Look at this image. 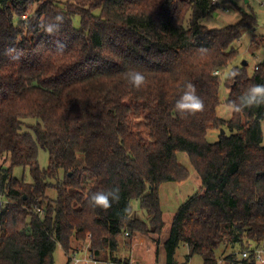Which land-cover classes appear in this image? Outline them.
Listing matches in <instances>:
<instances>
[{"label":"trees","instance_id":"obj_1","mask_svg":"<svg viewBox=\"0 0 264 264\" xmlns=\"http://www.w3.org/2000/svg\"><path fill=\"white\" fill-rule=\"evenodd\" d=\"M221 3L238 21L204 25ZM57 16L63 22L49 34ZM256 26L232 0H0V264H54L58 245L66 255L87 237L92 260L129 264L136 233L162 234L160 186L189 176L177 152L200 186L170 221L165 264H177L181 244L202 264H217L221 246L231 249L229 264H257L240 252L264 244V105L228 120L216 113L219 71L230 67L225 104L264 84V57L251 72L233 63L235 43ZM260 43L264 36L250 44ZM133 68L146 77L140 89L128 82ZM187 82L205 109L181 117L175 103ZM210 129L220 130L215 142ZM113 186L118 203L88 205L90 193Z\"/></svg>","mask_w":264,"mask_h":264},{"label":"rangeland","instance_id":"obj_2","mask_svg":"<svg viewBox=\"0 0 264 264\" xmlns=\"http://www.w3.org/2000/svg\"><path fill=\"white\" fill-rule=\"evenodd\" d=\"M220 2L221 0H215V2ZM232 2L238 6L239 9L249 12L252 11L257 19V26L253 30H245L242 33V36L239 38L238 42L235 43V47L237 48V57L235 58L234 62L235 64L246 62V67L248 72H251L254 70V65L258 64L259 61L264 57V45L263 43L259 46H261L255 53L252 55L249 52V46L251 43V40H260L261 36H264V0H232ZM239 19V13L238 10L232 6V4L228 3H221L220 8L216 10V13L210 14L206 16L202 23L206 25L209 28H222L224 26L234 24ZM230 67H228L224 73L219 71L220 74H223L221 76V82L219 85V100L220 103L216 108V113L218 117L228 120L230 116H226L223 114V109L225 106V99L228 94V89L225 86V78L229 72ZM262 131H263V138H264V120L262 121ZM222 131V130H221ZM220 133L219 129H210L206 134V140L208 142H215L217 140L218 134ZM176 157L178 162L181 165L186 166L189 169V176L188 178L180 183L177 182H166L163 183L159 188V197H160V204L161 209L163 212L164 222H166V225H168L174 215V213L177 211V208L179 205L187 199V197L191 196L195 192L199 190V180L194 175L193 170L191 169L190 161L188 159V156L184 152H177ZM48 162V154L46 151L39 149L38 151V163L40 167L45 168L47 166ZM9 165V162L6 163ZM14 173L17 178H23L25 181L30 182L31 177L28 172V170H22L21 168H16L14 170ZM47 194L50 197H54V191L52 189H49L47 191ZM132 208L133 210L139 212L140 214L142 211L139 209L138 202L132 201ZM165 227V226H164ZM138 235L141 234H135L134 239H136ZM151 235V234H150ZM149 235V236H150ZM160 237V236H159ZM133 242V241H132ZM89 244L88 237L83 241L78 240H72L71 241V248L69 252L65 255L61 247L58 245L54 251V264H66L67 257L71 254V252H77L79 250L87 251ZM231 249L226 248L224 249L222 246L219 247L215 252V258L217 261V264H229L227 260L224 259V256L227 253H230ZM236 252V251H235ZM136 255H141L143 257V261L141 264H162L163 259L161 256H159V259H157V262L155 261V254L152 251L145 252L144 246H138L135 249ZM188 255V248L186 245L181 244L175 253V260L177 264H202V257L198 254L192 255L191 257L187 258ZM67 256V257H66ZM84 256H87L86 253L77 255L78 258H82ZM130 261V260H129ZM89 264H104L102 262H89ZM129 264H135V263H129ZM139 264V263H138Z\"/></svg>","mask_w":264,"mask_h":264},{"label":"clouds","instance_id":"obj_3","mask_svg":"<svg viewBox=\"0 0 264 264\" xmlns=\"http://www.w3.org/2000/svg\"><path fill=\"white\" fill-rule=\"evenodd\" d=\"M62 22V17L57 16L54 22L46 26L45 30L49 34H53L54 31L59 30V25ZM63 48L64 46L62 44H57V51H63ZM14 58L18 59L19 56L17 55ZM126 76L128 82L136 89H140L147 84L146 77L138 69H130L126 73ZM261 105H264V84H253L243 91L236 100L228 101L224 106L223 114L226 116H234L243 112L245 109L259 107ZM175 108L181 117L195 116L197 113L204 111L205 102L197 95V89L193 83L187 82L183 86L182 94L176 101ZM119 200V186L90 193L87 197V203L93 209L101 208L108 210L114 202L118 203ZM127 211L128 209H125V212Z\"/></svg>","mask_w":264,"mask_h":264},{"label":"crops","instance_id":"obj_4","mask_svg":"<svg viewBox=\"0 0 264 264\" xmlns=\"http://www.w3.org/2000/svg\"><path fill=\"white\" fill-rule=\"evenodd\" d=\"M254 31V30H253ZM249 52L251 54H254L258 49L254 50L251 47V44L249 46ZM164 219V217H163ZM169 232H170V223L168 225H166L165 222V227L163 228L162 234L160 235V237H158L157 235L151 234L150 236H145V235H138L136 236L137 238L133 240L132 244H131V249L129 252V260L131 263H139L141 264V262L143 261V257L141 255H136L135 254V249L138 246H144L145 247V252H149L152 251V253L154 252L155 254V261L157 262V259H159V256L162 257L163 262L162 264H165V251L163 248V243L164 241L168 238L169 236ZM140 234V233H136ZM158 240V244H155V242ZM88 254L87 251L84 250H79L78 251V255L79 254ZM157 256V257H156ZM67 257V256H66ZM104 263V262H102ZM105 264V263H104Z\"/></svg>","mask_w":264,"mask_h":264},{"label":"built area","instance_id":"obj_5","mask_svg":"<svg viewBox=\"0 0 264 264\" xmlns=\"http://www.w3.org/2000/svg\"><path fill=\"white\" fill-rule=\"evenodd\" d=\"M215 2V0H213ZM258 65H254V69H257ZM250 251L253 252L256 263L257 264H264V244L262 243L260 246H251V250H242L240 252V255L242 258L248 257ZM88 252V251H87ZM77 252H71L69 255V263L68 264H89V262H97L92 260L90 254L88 253L87 256H84L82 258L77 257Z\"/></svg>","mask_w":264,"mask_h":264},{"label":"water","instance_id":"obj_6","mask_svg":"<svg viewBox=\"0 0 264 264\" xmlns=\"http://www.w3.org/2000/svg\"><path fill=\"white\" fill-rule=\"evenodd\" d=\"M243 65H246V62H243ZM221 132H223V130ZM136 264H138V263H136Z\"/></svg>","mask_w":264,"mask_h":264}]
</instances>
